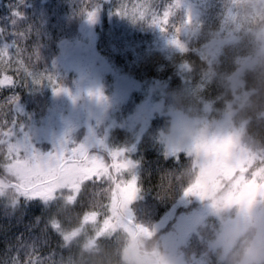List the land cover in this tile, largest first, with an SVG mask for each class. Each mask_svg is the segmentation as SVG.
I'll list each match as a JSON object with an SVG mask.
<instances>
[{
	"label": "trees",
	"instance_id": "1",
	"mask_svg": "<svg viewBox=\"0 0 264 264\" xmlns=\"http://www.w3.org/2000/svg\"><path fill=\"white\" fill-rule=\"evenodd\" d=\"M15 1L0 0V39L10 40L12 52H15L13 45L19 47L20 61L31 72L35 70L54 77L61 47L79 37L90 15L94 17L93 22L96 18L100 20L95 28V52L135 80L163 82L166 86L164 97L168 96L173 107L192 118L198 116L194 111L202 108L204 102L211 106L213 117L223 113L233 100V76L241 71L240 90L243 92L239 104L234 107L231 125L253 153L264 152V0H187L192 6L191 12L181 9L179 1L185 0ZM13 10L21 12L23 17L13 16ZM186 18L188 31L182 32ZM145 20L161 24L159 31L177 40L181 49L163 52L154 48L150 35L142 30ZM127 42L132 43L131 53L126 49ZM211 43L222 46L210 58L204 52ZM54 70L55 74L51 72ZM25 75L28 74L21 71L23 86L30 84ZM46 80L45 85L50 83ZM186 85L192 88L191 98L182 90ZM26 106L29 114L48 116L47 109L44 110L47 106L45 95L32 92L27 96ZM6 115L8 113L3 114L0 108L2 131L10 127L6 121L16 120L17 124L20 120L15 114L10 119ZM169 129L170 117L159 115L139 142L131 146L138 195L130 208L139 232L141 228L159 230L158 225L165 215L185 199L189 201V208L194 209V198L188 194L199 179L198 166L184 154L165 152L162 135ZM127 134L115 131L111 138L121 146ZM102 158L109 163L107 153ZM4 159L0 151V173L6 165ZM263 166L264 159L252 161L244 176ZM110 178L111 183H86L79 193L75 211L63 210L66 192L57 193L55 211L52 205L40 200L14 202L0 197V264H20L21 261L27 264L29 256L33 264L37 257L39 264H91L105 250L111 253L112 259H117L121 247L124 253L127 241L123 238L102 237L88 246V241L94 238L91 232L71 242L63 235L79 229L88 216L98 215L101 219L108 216L116 185L115 177ZM0 180L8 183L3 175ZM165 189L167 194L161 198ZM187 211V208L182 209L177 214L184 215ZM212 230L206 224L195 239L187 242L183 251L187 253L188 264L196 257L207 264L205 246ZM167 232L164 228L145 238H141L140 233L135 247L152 240L160 244L161 236Z\"/></svg>",
	"mask_w": 264,
	"mask_h": 264
},
{
	"label": "rangeland",
	"instance_id": "2",
	"mask_svg": "<svg viewBox=\"0 0 264 264\" xmlns=\"http://www.w3.org/2000/svg\"><path fill=\"white\" fill-rule=\"evenodd\" d=\"M186 2L187 0L179 1L180 7L191 12L192 6ZM112 13L113 11L111 15ZM187 18L190 20L191 17ZM188 19L182 32L188 31ZM97 24H100L99 18L95 22L87 21L80 29L79 37L61 47L55 61L57 72L55 74V70L51 71L55 74V84L45 85V79L37 84L29 78L30 84L26 83L25 86L18 83L13 88L0 89V108L3 114L8 113V119L15 114L20 119L15 128L17 139H27L37 152L48 153L53 151L56 142L67 138L69 145H83L86 155L99 158L103 175L114 176L116 179L108 216L103 219L98 215L87 217L79 229L63 234L66 241L71 242L73 238L91 232L94 239L88 241V246L94 245L97 238L112 236L127 241L124 246L125 256L136 248L135 230L128 223L134 221L130 205L138 195L137 171L130 152L131 146L136 145L153 120L163 114L170 117L171 123V129L162 135L165 152L190 157L194 165L198 166L199 179L188 194L194 198V209L189 208V201L185 199L166 214L158 225L159 230L168 229L167 234L161 236L160 244L175 245L183 250L189 240L196 238L204 225L215 228L223 222L221 210H235L236 213L255 210L258 215H264V166L251 175L244 176L252 161L264 159V152L253 153V150L243 144L240 133L231 125L234 107L239 104L240 94L243 92L240 90L241 71L233 76V100L227 104L223 113L213 117L211 106L204 102L202 108L194 111V115L198 116L192 118L188 113L173 107L168 96L164 97L166 86L163 82L135 80L95 52ZM142 30L150 35L154 48L160 51L170 52L182 47L177 40L168 38L159 31L161 24L156 20H145ZM6 46L11 51L10 40L1 37L0 49ZM126 46L128 53L133 52L131 42H127ZM221 46V43H211L204 54L211 58L212 53L217 52ZM128 53L125 57H128ZM2 58L3 53L0 52V59ZM17 64L21 71L31 76L32 72L20 60ZM4 79L8 83L9 77L1 72L0 82ZM55 87L67 91L56 94ZM18 88L23 92L22 96L18 93ZM182 90L186 97L193 96L192 88L187 85ZM32 92L45 95L47 106L44 110L46 112L47 109L48 116L45 113L40 116L29 114L27 96ZM12 97L18 99L10 106ZM115 131L129 133L121 146L111 138ZM18 147L23 149V142ZM0 151L4 153V162L7 164L2 145ZM104 153L108 154L109 163L103 160ZM65 192L59 193L71 195L70 192ZM0 197L12 201L14 194L4 189V194ZM186 208L188 211L184 215L177 214ZM159 230L141 228V238L151 237ZM202 261V258L196 257L191 264H202ZM160 264L164 262L161 261Z\"/></svg>",
	"mask_w": 264,
	"mask_h": 264
},
{
	"label": "snow or ice",
	"instance_id": "3",
	"mask_svg": "<svg viewBox=\"0 0 264 264\" xmlns=\"http://www.w3.org/2000/svg\"><path fill=\"white\" fill-rule=\"evenodd\" d=\"M12 15L18 18L23 17V14L17 10H13ZM88 21L93 22L94 17L90 15ZM13 47L15 52L10 51L8 46L0 49L3 53V58L0 59V72L9 77L8 83L0 85V89L13 88L21 82V70L17 64L20 60V50L18 46L13 45ZM24 78L25 80L31 78L32 82L37 84L44 79L55 84L54 77L44 76L35 70L32 71L31 76L25 75ZM62 91L67 90L54 88L56 94ZM97 95L99 96V93ZM17 99V97L10 98V106L14 105ZM5 123H9L10 127L7 131L0 130V136L5 137L0 139V145L4 147L7 164L4 165L0 175L6 177L8 183L0 181V196L4 194V189H8L14 194L12 199L14 202L36 199L52 205L55 211L57 193L67 191L71 193L65 199L63 206V210L67 212L76 210L79 204V193L86 183L99 184L105 181L111 183V178L100 171L99 158L86 155L83 145L74 147L67 143V138H62L53 145V151L37 152L30 146L27 139L21 141L16 138V120ZM21 142L24 144L23 149L18 147ZM20 264H24V261ZM27 264H33L30 256L27 257ZM36 264H39V257L36 258Z\"/></svg>",
	"mask_w": 264,
	"mask_h": 264
},
{
	"label": "clouds",
	"instance_id": "4",
	"mask_svg": "<svg viewBox=\"0 0 264 264\" xmlns=\"http://www.w3.org/2000/svg\"><path fill=\"white\" fill-rule=\"evenodd\" d=\"M166 194L165 189L161 198ZM220 215L223 222L213 228L205 246L207 264H264V215H258L255 210L240 213L221 210ZM161 261L187 264V253L178 246L161 245L152 240L141 242L127 256L121 247L115 260L105 250L91 264H160Z\"/></svg>",
	"mask_w": 264,
	"mask_h": 264
},
{
	"label": "water",
	"instance_id": "5",
	"mask_svg": "<svg viewBox=\"0 0 264 264\" xmlns=\"http://www.w3.org/2000/svg\"><path fill=\"white\" fill-rule=\"evenodd\" d=\"M131 225H133L132 223H130Z\"/></svg>",
	"mask_w": 264,
	"mask_h": 264
}]
</instances>
